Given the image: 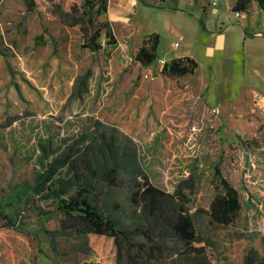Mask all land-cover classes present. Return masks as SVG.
<instances>
[{"label": "rangeland", "instance_id": "374dc122", "mask_svg": "<svg viewBox=\"0 0 264 264\" xmlns=\"http://www.w3.org/2000/svg\"><path fill=\"white\" fill-rule=\"evenodd\" d=\"M142 1L161 6V2ZM185 4L189 13L149 6L141 8L142 13L137 7L125 11L136 31L124 37L121 24L108 20L107 12L100 15L119 39L115 46H107L101 38L103 48L93 52L81 46L78 29L44 11H30L25 0H0V124L14 118L0 126V209L12 214L19 226L0 227V264H115L114 245L97 236L89 237L92 251L80 238L68 236L58 237L54 249L48 237L62 215L46 186L53 179L70 180L73 172L76 181L86 177L78 156L69 165L59 164L35 187L44 163L69 150L94 121L101 126L96 142L114 136L117 145L136 146L150 180L164 190L171 192L179 178L194 175L190 212L196 232L207 243L201 264L264 260V107L252 105V89L264 94V21L259 24L264 11L256 9L236 18L234 0H217V13L206 14L201 0H185ZM151 27L161 35L156 62L169 56L174 41L180 43L176 52L189 50L197 56L201 67L194 80L201 93L189 91L188 75L145 77L148 68L140 69L133 56ZM247 30L256 34L245 40ZM211 51L243 65L229 74L223 63L214 94L207 85L214 73L208 68ZM155 76L159 77L150 79ZM228 86L239 91L229 98L237 99L244 118L222 117L221 101L227 98ZM49 141L54 150L42 158V147ZM215 166L236 188L241 202L227 224L213 221L210 214L212 201L223 189ZM126 193L97 190L95 195L120 204L115 212L124 211L125 216ZM175 250L167 263L184 264L175 259L180 252L178 247Z\"/></svg>", "mask_w": 264, "mask_h": 264}, {"label": "trees", "instance_id": "16d2710c", "mask_svg": "<svg viewBox=\"0 0 264 264\" xmlns=\"http://www.w3.org/2000/svg\"><path fill=\"white\" fill-rule=\"evenodd\" d=\"M108 1L43 0V6L39 0H25L30 11H44L62 24L78 29L81 32V46L93 52L103 48V43L107 46H115L117 43V37L108 21L100 18V15L107 12ZM138 1L146 6H153L142 0ZM252 2L264 10V0H234L232 10L249 11L252 9ZM159 40L157 32H150L142 40L134 56L140 69L155 60ZM196 68L195 59L189 56L175 57L169 62L164 61L160 74L167 77L186 76L194 73ZM13 119H8L0 126L8 125ZM100 127L99 121H94L87 127V133L83 130L73 140L74 145L69 150L53 157L47 165L44 163V170L40 169L38 172L36 189L51 176L59 164L69 165L72 163L70 160L78 156L77 162L82 164L88 174L76 181V173L73 172L74 180L72 176L70 180L53 179L46 186L55 199L56 209L62 215L57 228L48 236L52 247L57 249L58 237L68 236L80 238L86 250L92 251L89 237L97 236L114 245L115 264H168L166 258L175 253L177 247L180 252L178 251L176 260H182L184 264H201L207 243L196 232L190 212L195 188L194 175L179 178L171 192L164 190L150 180L136 146L117 145L112 139L114 136L108 140L103 139L101 143L96 142ZM176 136L183 138L179 132ZM51 146L49 141L48 145L42 147V158L54 150ZM38 162L44 161L39 157ZM71 165L73 168L74 164ZM220 172L219 167L215 166V174L220 177L223 189L212 201L210 214L213 221L227 224L240 209L241 202L236 188ZM116 189L127 191L128 213L125 216L124 211H120L119 215L115 212L121 208L120 204L95 195L97 190L113 193ZM0 220L3 221L0 227L19 229L16 218L3 208L0 209ZM84 264L90 263L85 261ZM258 264H264V260H260Z\"/></svg>", "mask_w": 264, "mask_h": 264}, {"label": "crops", "instance_id": "0c3cea01", "mask_svg": "<svg viewBox=\"0 0 264 264\" xmlns=\"http://www.w3.org/2000/svg\"><path fill=\"white\" fill-rule=\"evenodd\" d=\"M195 1H197V0H195ZM188 4H190V3H188ZM185 5H186L185 0H176L175 2H171L169 0H164L163 2H161V7H156V6L155 7L149 6V7L159 8V9L167 8V9L172 10V11L188 12L187 10H185V7H184ZM217 6L218 5L215 6L214 4H211V3L205 4V0H201L202 14L217 13ZM134 7L139 8L140 12H141V8L142 9L148 8V6L141 4L138 0H109L108 1V6H107V13H108V17H109L108 20L112 21L113 24L115 22L116 25H117V23H119L123 26V28H122L123 37L124 36H131L133 34V32L136 31L135 22L133 20H130L128 17H125V15H124L125 11H129V10L134 11L133 10ZM256 9H258L261 12L263 11V9L259 8L257 6V4L255 5L254 3H252V9H250L249 11H241L240 16L241 15H246V16L250 15L251 13H253V10H256ZM110 11H112V14L110 13ZM254 12H256V11H254ZM111 15L114 16L115 18L112 17ZM240 16H238V17L236 16V18H240ZM259 19H260L259 24H261L263 26L262 21H264V19L261 17ZM223 25L224 24H221L218 27L217 32L220 33L223 30ZM201 26L203 27V29H206V26L204 23H202ZM149 31L159 33L156 30H152V27L149 29ZM257 31H259V30H257ZM244 34L246 35V37H245V40H246L247 36L250 35L251 37H253L256 33L250 32L247 30L244 32ZM159 35H160V33H159ZM116 36H117V34H116ZM117 38L119 39L118 36H117ZM160 40H161V35H160ZM160 40H159V44H160ZM124 41H126V40H124ZM175 43H177L178 45L174 46ZM159 44H158V48H159ZM140 45L135 47L134 56H136L138 48ZM179 47H180V43H178L177 41H174L171 44L169 56L160 58V62H156V58L158 56V53H157L155 60L143 68V70L144 69L146 70V68H148L147 72L145 73L146 76L145 75L144 76L149 77L148 74L157 73V75H158V73H161V68H162V65L164 63L163 61L169 62L172 58H175V57H182V56L187 57V56H189V57H191L197 61V68H196L194 73L188 75V76H190L188 79H189L190 83L192 84V86L190 85L191 87H189V85H188L187 88H189V91H191V92H192V90L195 92H199V89L195 85L194 79H195V76H196L199 68L201 67V63L198 60L197 56L195 54H193L192 52H189V50H185V51L182 50L181 52H176V49ZM158 48H157V50H158ZM210 54H211L210 55L211 58H209V60H208V64H209L208 68L210 70H212L214 73H212V76H211L212 79H211L210 84L207 83V85H208V89L210 88L208 90V92H210L211 94L212 93L214 94V93H218L217 87H218V85H220L217 82V78H216V74L218 73V70L220 68L225 67L224 69H226V72L230 74L231 72L235 73L236 71L241 70V68H243V65L242 64L236 65V62L233 60V57H225V58L224 57H218L217 54L213 53L212 51L210 52ZM134 56H133V61H134ZM161 60H163V61H161ZM259 62H261V61H259ZM223 63H225L224 67L222 66ZM162 75H164V74H162ZM165 76H167V75H165ZM158 77L159 76H155L154 78L150 77V79H157ZM225 77H227V76L225 75ZM205 86H206V84H205ZM235 92L238 93L239 91L237 92L235 90H232L231 86L227 87V91L225 92L227 94V98H222V101H221V107L223 106V104H225V106L222 107V113H223L222 117H225V118L230 117L231 119L235 118V120H237L239 118H244L243 117L244 113L241 112L240 108L236 106L237 99H232V97L229 98L230 97L229 95L231 93L235 94ZM199 93H201V91ZM252 96L254 98V100L252 101V105H260V106L262 105V107H264V94L263 93H259L258 89H252ZM207 98H208V101H204L205 104L209 103L210 97H207ZM212 109L215 112L217 111V109L215 108V105ZM251 110H252V108H251ZM226 120L228 123L229 119H226ZM223 123H225V122H223ZM223 123H221V125H224Z\"/></svg>", "mask_w": 264, "mask_h": 264}, {"label": "built area", "instance_id": "2783aa9c", "mask_svg": "<svg viewBox=\"0 0 264 264\" xmlns=\"http://www.w3.org/2000/svg\"><path fill=\"white\" fill-rule=\"evenodd\" d=\"M216 2H217V0H212V1H211L212 4H216ZM263 11H264V10H263ZM234 14H235V16H237V17L240 16V12H235ZM177 45H178L177 43L174 44V46H177ZM161 61H163V60H161ZM163 62H164V61H163Z\"/></svg>", "mask_w": 264, "mask_h": 264}]
</instances>
